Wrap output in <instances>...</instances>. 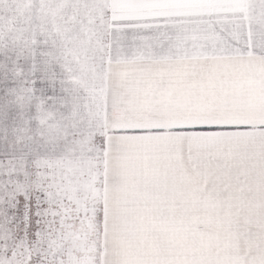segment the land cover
Masks as SVG:
<instances>
[{"label": "snow or ice", "instance_id": "6c2138e0", "mask_svg": "<svg viewBox=\"0 0 264 264\" xmlns=\"http://www.w3.org/2000/svg\"><path fill=\"white\" fill-rule=\"evenodd\" d=\"M0 264H264V0H0Z\"/></svg>", "mask_w": 264, "mask_h": 264}]
</instances>
